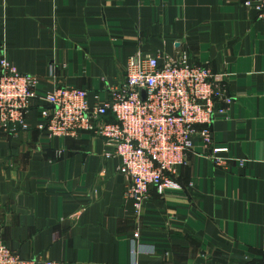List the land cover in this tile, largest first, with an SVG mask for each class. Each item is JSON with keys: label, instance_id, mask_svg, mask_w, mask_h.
<instances>
[{"label": "crops", "instance_id": "0c3cea01", "mask_svg": "<svg viewBox=\"0 0 264 264\" xmlns=\"http://www.w3.org/2000/svg\"><path fill=\"white\" fill-rule=\"evenodd\" d=\"M246 1L0 0V59L38 92L73 86L93 103L128 56L185 50L235 97L212 124L224 163L195 139L181 190L151 188L139 212L105 141L42 134L33 102L27 130H0V242L60 264H264V28Z\"/></svg>", "mask_w": 264, "mask_h": 264}, {"label": "built area", "instance_id": "2783aa9c", "mask_svg": "<svg viewBox=\"0 0 264 264\" xmlns=\"http://www.w3.org/2000/svg\"><path fill=\"white\" fill-rule=\"evenodd\" d=\"M244 4L256 12L264 28V0ZM222 80V75L208 66L190 64L185 50L162 60L154 53L136 52L127 57L118 84L104 96L96 94L90 103L87 91L73 86L38 92L36 76L18 71L3 57L0 130L11 134L27 130L25 116L37 102L41 123L36 129L42 134L72 138L88 132L102 138L109 147L103 155L119 159L118 171L128 178L126 196L139 212L151 188L159 196L181 190L178 170L187 165L195 139L211 150L215 164L224 163L219 154L228 148L212 144V124L227 116V107L235 97L226 92ZM109 114L112 120L106 119ZM61 153L56 151L57 156ZM139 233L137 229L133 240ZM0 264L60 263L21 258L0 242Z\"/></svg>", "mask_w": 264, "mask_h": 264}]
</instances>
